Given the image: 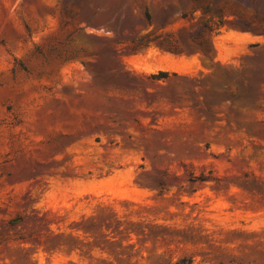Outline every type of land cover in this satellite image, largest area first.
I'll return each mask as SVG.
<instances>
[{
  "label": "rangeland",
  "instance_id": "obj_1",
  "mask_svg": "<svg viewBox=\"0 0 264 264\" xmlns=\"http://www.w3.org/2000/svg\"><path fill=\"white\" fill-rule=\"evenodd\" d=\"M0 264H264V0H0Z\"/></svg>",
  "mask_w": 264,
  "mask_h": 264
},
{
  "label": "trees",
  "instance_id": "obj_2",
  "mask_svg": "<svg viewBox=\"0 0 264 264\" xmlns=\"http://www.w3.org/2000/svg\"><path fill=\"white\" fill-rule=\"evenodd\" d=\"M209 29L211 30V31H213V30H218V28H213V26H209Z\"/></svg>",
  "mask_w": 264,
  "mask_h": 264
}]
</instances>
